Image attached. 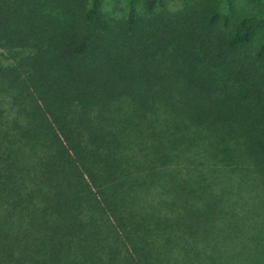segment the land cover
Here are the masks:
<instances>
[{"label":"trees","instance_id":"1","mask_svg":"<svg viewBox=\"0 0 264 264\" xmlns=\"http://www.w3.org/2000/svg\"><path fill=\"white\" fill-rule=\"evenodd\" d=\"M176 1L0 0V264H264V11Z\"/></svg>","mask_w":264,"mask_h":264},{"label":"rangeland","instance_id":"2","mask_svg":"<svg viewBox=\"0 0 264 264\" xmlns=\"http://www.w3.org/2000/svg\"><path fill=\"white\" fill-rule=\"evenodd\" d=\"M107 7L111 8L114 4H117L120 8H122L124 11L128 9V3L129 0H107ZM177 6L180 5L181 0L176 1ZM240 6L245 8L247 11L251 12H257V13H262L264 11V6L263 4L260 5L259 2L253 1V0H237ZM171 7L172 4H171ZM174 8V7H173ZM176 8V7H175ZM22 53L20 50H12V51H2V61L4 63H9L15 60L13 56H18Z\"/></svg>","mask_w":264,"mask_h":264}]
</instances>
